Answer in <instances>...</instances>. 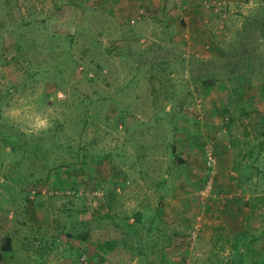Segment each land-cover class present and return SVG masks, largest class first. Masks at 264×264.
Here are the masks:
<instances>
[{
	"label": "rangeland",
	"instance_id": "374dc122",
	"mask_svg": "<svg viewBox=\"0 0 264 264\" xmlns=\"http://www.w3.org/2000/svg\"><path fill=\"white\" fill-rule=\"evenodd\" d=\"M1 20L0 264H113L106 240L115 264H264V0H7Z\"/></svg>",
	"mask_w": 264,
	"mask_h": 264
},
{
	"label": "trees",
	"instance_id": "16d2710c",
	"mask_svg": "<svg viewBox=\"0 0 264 264\" xmlns=\"http://www.w3.org/2000/svg\"><path fill=\"white\" fill-rule=\"evenodd\" d=\"M7 3V0H0V6L1 5H5ZM12 31L14 30V28H12L11 29ZM8 31V27L5 25V23H4V21L3 20H1L0 21V37L4 34V33H6ZM19 49H20V46L18 45L17 46V50H16V54L15 55H12V56H10L7 60H6V62H8L10 59H15V58H17L18 57V55H17V51H19ZM76 151H73L74 152V154H76V155H73L72 154V157H77L78 156V158H79V162L81 163V164H84V160H83V158L85 157V158H90V159H94L95 158V155H91L90 153H88V151L87 150H85L83 147H82V149L81 148H79V149H75ZM90 159H86V160H90ZM70 236V233L69 232H63V230L62 231H60V234H57V235H54L53 236V239L54 240H57V239H59L60 241L61 240H66V238L67 237H69ZM94 241H95V239H94ZM94 241H93V243H94ZM11 242H12V237L9 235V234H7V235H4V237H3V240H2V244L0 245V250L3 252V251H8L9 250V248H10V245H11ZM115 244H116V242L114 241V240H106V241H103V244L102 245H100L99 243H97V241L94 243V245H96V247L97 248H99L100 250H101V254H102V257L103 258H105V256L103 255V253L102 252H106V254L108 255L109 254V258H110V260H111V262L113 263V264H115V260H116V250H114L115 249ZM113 245H114V247H113ZM108 257H106V259H107ZM108 258V259H109Z\"/></svg>",
	"mask_w": 264,
	"mask_h": 264
}]
</instances>
